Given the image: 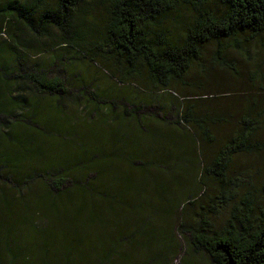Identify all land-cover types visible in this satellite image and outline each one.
<instances>
[{"label": "rangeland", "instance_id": "rangeland-1", "mask_svg": "<svg viewBox=\"0 0 264 264\" xmlns=\"http://www.w3.org/2000/svg\"><path fill=\"white\" fill-rule=\"evenodd\" d=\"M191 17L192 14L184 9L181 11L179 21L183 22ZM3 18L4 21L1 20L0 23L2 29L6 28L8 24L12 25L13 18L8 16ZM104 18L103 9L94 5L86 17V25L96 27L99 32L103 27ZM32 21L36 22V16L32 18ZM166 28L174 31L173 35L180 31L170 21L167 22ZM47 30L51 37H45L31 44L28 43L31 35L25 31L24 39L26 44L31 47L32 52L31 50L27 51V61L23 67L30 69L31 66H35L39 70H49L52 76L63 75L67 91L58 96L37 98L33 96L31 86L18 79L10 80L8 93L2 91L0 87V101L11 93L10 97L26 98V101L29 102V107L22 105L14 109L16 119L10 118L9 121L0 124V152L8 157H13L19 147L16 142H23L31 133L26 126L32 130L39 128L32 127L31 124L33 125L32 122L35 120L28 117L30 115L28 112L33 109L36 113L40 112V117H35L38 118L37 123L41 122L45 125L47 122L41 128L46 158L36 164L28 163V165L37 168L42 163L46 164V161L47 163L55 162L51 165L48 164L49 167L45 169V173H50L51 167L57 169L60 165L65 164L64 153L83 154L82 150L72 149L75 139L73 131L70 135L61 134L59 131L60 127L72 128L76 136L84 138L89 144L86 151L88 171L80 170L81 166L78 165L69 171L72 173L69 175L82 178L85 173L90 176L94 171L97 172L98 181L90 180L89 187L80 191L76 187L67 186L60 193L51 192L48 185L35 180L31 182L29 188L19 193L20 196L12 190L9 182L0 185V209L7 208L8 210H4L5 213L11 215L9 218L0 219V264H24L29 260L31 261L29 264H44V254L43 258L39 259L40 242L42 244L44 236L50 232L47 227H52L54 223H57L55 229L57 235L60 236L69 234L70 229L75 228L73 235H68L69 242L78 240L80 235L86 237L85 232H87L92 239L99 238L102 243L101 248H105V251L112 248L111 243L116 240L115 231L122 228L119 224L120 221L117 223L115 218L118 219L125 210H122L123 207L115 208L110 200L115 195L116 187L109 186L114 178H111L109 174H120L123 171V166L121 167L113 159L115 156V153L112 152L113 148L119 150V147H113V145L118 143V140L116 142L109 136L115 133V137L119 138L118 134L131 133V136L135 135L138 138L139 127L135 124L134 118L125 117L122 114L123 108L132 111V108L138 104L143 106L138 116H141V124L145 126L148 134L146 138L142 137L148 144V147L144 148L148 152L142 155L141 159L149 162L148 167L143 169L146 177L149 178L146 180L144 192L149 195L152 207H155L151 208L145 204L143 208L138 209L136 214L132 215V223L131 221L125 222L126 225L124 224L123 228L128 224L129 228L126 231L123 230V234L122 232L118 233L117 254L113 255L110 264H211L204 254L192 253L190 237L185 229L196 226L199 219L198 214L205 212L199 208L197 202L203 196L209 198L217 195L213 184H210L211 188L208 187L205 190L206 195H202L194 205L186 206L180 212L184 196L191 190L194 193L199 190L197 184L200 173V166L197 162L195 163L196 158L192 155L193 150L198 155L197 148L191 141V138H195L192 128L183 126L181 123L183 127L174 125V116L172 118L169 116V113L176 112L171 109L173 105L180 111L178 106L180 101L176 97L173 99L172 94L167 91L151 89L150 83L146 80L145 70L140 63L135 66L140 73L138 77L133 76L127 80H121L119 75H113L107 66L114 70H122L125 68L124 62H116L114 57L103 60L99 55L93 56V52L87 50L90 48L89 45H86L85 48L80 47L67 51L58 48L38 54L36 50L40 44L48 45L51 40H54V30L50 27ZM93 32L94 29L88 30L86 41L92 42L98 39L90 37ZM5 36L0 35V42L3 43L6 40L8 36ZM3 47L5 51H8L5 43ZM0 49L3 50L1 45ZM33 49H35L34 52ZM214 51V44H208L202 48L200 57L191 64L184 76L185 84L179 87V91L188 95L189 101H205V105L196 109L197 113L202 112V108L208 113L210 112L209 114L228 113L227 123L221 126H212L213 140L206 145L205 152L214 155L222 143L236 132L240 117L248 110L250 103L254 101V103L260 104L252 114L253 119L257 122L259 149L255 151L251 149V151L233 156L225 171L228 178L235 179V184L231 187L233 196L229 200V204L220 208L215 214H209V221L213 227L220 229L229 218L233 206H238V208L240 206L241 211V198L246 193H250L255 203L253 215L258 213V208H264V33L249 45H244L241 50L230 49V52L228 51L227 55H224L226 60L224 64H217L212 60ZM60 55H64V59L60 58ZM91 57H94V60H91ZM13 58L14 56L8 52L2 51L0 54V60L6 63L12 64ZM55 58L61 61L57 63ZM162 115L165 116V121L160 120ZM21 116L29 118L31 123L23 125L24 122L18 121L22 119ZM151 135L159 136L160 139L155 137L157 139L155 140ZM94 140L95 143L104 146L103 152L107 156L102 164L105 166V170L103 167H96V169L93 167L91 171L89 169L90 165L92 166L95 162L92 157ZM90 143L92 144L90 145ZM64 145L67 147L64 148ZM161 146L171 147L169 153L172 156L171 159L168 153L164 154ZM19 149L21 148L19 147ZM184 149L187 151L189 163L186 166L188 168L182 170V162L176 158ZM112 154L114 155L112 156ZM197 158L199 159V157ZM116 159L120 163V158ZM90 162L92 163L90 164ZM113 163L115 164L113 169H106L107 165ZM26 164L27 160H25ZM7 171L5 170L3 173ZM29 171L30 168H26L16 174L20 183L22 177H30ZM131 171L134 175L141 172L140 168ZM119 178L122 176L119 175ZM154 181L164 185L162 187L164 188L163 195H159L157 192L152 193L155 191L151 188ZM103 193L106 194L104 196L106 198L95 196V194ZM207 198L200 201L205 205V209L208 207ZM19 199L22 200L18 201ZM80 199L84 203L80 217V225L82 228L84 227V231L81 233L76 230ZM97 203L98 209H94ZM167 203L171 204L168 206ZM90 209L94 214L96 213L97 220L92 218L82 221ZM13 211L17 213L13 215ZM3 215L0 212V216ZM31 215L33 223L29 219ZM142 221L144 224L140 228L141 230L136 229ZM132 226H136L135 229ZM114 227L117 229L115 230ZM46 237L51 248L55 243L58 249L63 250L58 240L54 241L55 236L47 234ZM63 247L65 248V245ZM100 252L102 249L91 251V255L94 256L95 253L97 255ZM116 255L118 257H115ZM54 257L53 253L46 255L45 252V259L49 260L50 264L58 262L54 261ZM94 262L95 258L91 263Z\"/></svg>", "mask_w": 264, "mask_h": 264}, {"label": "trees", "instance_id": "trees-1", "mask_svg": "<svg viewBox=\"0 0 264 264\" xmlns=\"http://www.w3.org/2000/svg\"><path fill=\"white\" fill-rule=\"evenodd\" d=\"M94 5L100 6L105 14L103 27L100 28L99 32L96 27L86 25V17ZM184 9L189 11L192 17L180 22L181 11ZM7 16L13 18V22L12 25L8 24L4 29L0 27V35L8 36L4 40L5 42H0L3 48V50L0 49V54L2 51L8 52L14 58L12 64L0 60V87L4 92H9L10 80L18 79L29 84L33 96L37 98L66 93L67 88L63 75L52 76L49 70H39L35 66H31L30 69L23 67L27 61V51L31 50L32 52L31 47L26 44L24 39L25 31L31 35L28 40V43L31 44L45 37H51L47 30L50 27L55 33L53 35L54 40H51L48 45L40 44L36 50L38 54L58 48L67 51L68 49L85 48L86 45H89L90 48L87 50L93 52V56L99 55L103 60L114 57V61L124 62L125 68L122 70H114L105 65L113 75H119L121 80L124 81L133 76L138 77L140 73L135 66L140 63L145 70L146 80L150 83L151 89L167 91L172 94L173 99L176 97L180 101L178 105L180 111L173 105L171 109L176 112L169 113V116L171 118L174 116V125L192 128L195 138L190 136L189 138L194 142L193 146L198 151V155H196L195 150H193L192 155L196 158L195 163L197 162L200 166L197 184L199 190L196 193L191 190L189 194L184 196L185 201L183 200L180 205V212L186 206L194 205L202 195H206L205 190L208 187L211 188L210 184H213V189L217 191V195L209 198L203 196L197 202L199 208L205 212L198 214L199 219L196 226L185 229L190 237L192 253L204 254L211 264H264V208H258V213L253 215L255 203L250 193L244 194L241 198V211L240 206L239 208L238 206L232 207L229 218L222 228L215 229L209 221V214H215L220 208L229 204V200L233 196L231 187L235 184V179L225 175L233 156L251 151V149H254L252 151L259 149L260 141L256 132L257 122L253 119L252 114L260 104L254 103V101L250 103L248 110L240 117L236 132L226 142L222 143L214 155H211L212 153L205 151L206 145L213 140L212 126H221L227 123L228 113L209 114L210 112L208 113L202 107V112L197 113L196 109L205 105V101L191 102L188 95L179 91L180 85L185 84V74L191 64L198 60L204 46L214 44L215 51L212 60L217 64H224L226 61L224 55H227L230 49L241 50L244 45H249L264 33V0H0V23L4 19L3 17ZM35 16L36 22L34 23L32 18ZM168 21L180 30L176 35H173L174 31L166 28ZM90 29H94L90 37L98 38L92 42L85 39ZM4 43L8 51L4 50ZM63 57L64 55H60V58L64 59ZM90 59L94 60V57ZM55 61L59 63L61 60L55 58ZM10 95L0 101V124L9 121L10 118L16 119L14 109L18 106L26 105L29 107L26 98L10 97ZM1 96L3 97L4 94L2 93ZM142 107L141 104H138L132 108V111L127 108L122 110L125 117L134 118L135 124L139 127L138 138L135 135L131 136V133L118 134L119 138L115 137V133L109 136L115 141L118 140V143L113 145V147H119V150L113 148L112 152L115 153L113 159L118 163L119 160L116 158H120V164L123 166V171L120 174H109L111 178L114 177L109 186H115V191H118L116 194L123 197L121 204L112 201L111 203L115 208L123 207L122 210H125L118 219L115 218L117 223L120 221L119 224L122 228L114 227L118 231H115L116 240L111 243L112 248L105 251V248H101L102 243L99 238L92 239L87 232H85L86 237L80 235L78 240H70L69 242L68 235H73L75 228L70 229L69 234L60 236L57 235L55 229L57 223H54L52 227H47L50 232L44 236V242L42 244L40 242L39 259H42L44 254V264H50V261L45 259V252L46 255L54 254V261H58L56 264H110L113 255L117 254L118 233L122 232L123 234V230L126 231L129 228V224L123 228L125 222L131 221L132 223V215L136 214L138 209L143 208L145 204L151 208L155 207H152L153 204L151 205L149 201V195L144 192L146 180L149 178L146 177L143 169L148 167L149 162L141 159V156L148 152L144 149L148 147V144L143 140L144 138L142 139V137H147V130L141 124V116H138ZM34 112L35 110H30L28 117L35 120L31 126H34L35 129L36 127L39 128L32 130L26 126V124L31 123L29 118L26 119L21 116L22 119L18 121L24 122L22 124L30 130V135L23 142H16L21 149L18 147V151L14 153L13 157H8L0 152V159H3L0 160V185L9 182L12 190L19 195L22 190L29 188L31 182L35 180L48 185L51 192L60 193L67 186L76 187L80 191L89 187L90 180L98 181L97 172L94 171L91 172L90 176L85 173L82 178L69 175V173L72 174L69 171L78 165L81 166L80 170L88 171L86 151L89 144L84 138L76 136L72 128L59 126L61 128L59 131L64 135H70L73 131L72 134H74L75 139L72 149L75 151L82 150L83 154L64 153L65 164L60 165L57 169L51 167L50 173H45V169L49 167L48 164L51 165L55 162L47 163L46 161V164L42 163L37 168L28 165V163L36 164L46 158L41 128L47 122L45 121V125L41 122L37 123L40 112H35V114ZM135 113L136 115H134ZM36 116L38 118H35ZM164 117V115L160 116V120L165 121ZM36 136L37 138H35ZM151 137L155 140H157L156 138L160 139L159 136L151 135ZM65 147L67 146L64 145ZM161 147H163L164 154L170 153V146ZM103 150L104 146L97 143L92 148V157L93 160L99 161L101 168L103 167L105 170V166L102 164L105 161ZM185 150H182L179 157L176 158L182 162V170L188 168L186 166L189 163ZM169 156L171 159L172 156L170 154ZM136 159L138 160L135 161ZM25 160H27L26 165ZM95 163L90 165V171L93 167L95 169L99 167L98 165L94 166ZM114 165V163L107 165L106 169H113ZM159 166L161 167V164ZM26 168H30V177H22L20 183L16 174L26 170ZM136 168H140L141 172L134 175L131 170ZM5 170L8 171L3 173ZM119 175L122 178H119ZM141 183L144 184L141 185ZM163 186L160 182H152L151 188L155 190L152 193L157 192L159 195H163ZM99 195H101L99 198H106L104 197L105 193ZM143 195L144 198H142ZM205 197L208 199L206 209L205 205L200 202ZM110 200L112 199L110 198ZM98 203L94 209H98ZM102 203L104 205L103 201ZM170 204L167 203L168 206ZM83 207L84 203L80 199L76 218L78 221L76 230L80 233L84 231V227L82 228L80 225ZM4 210L8 209H0V212L4 214L0 216L2 220L4 217L9 218L11 216ZM91 210L85 214L86 217L82 218V221L92 218L97 220L95 218L96 213L94 214ZM16 213L13 211V215ZM29 219L33 223L32 215L29 216ZM143 224L142 221L137 227H132L140 229ZM47 234L55 236L54 241L56 242L57 239L63 250L58 249L55 243L52 244L51 248L46 237ZM89 237L90 239H88ZM99 249H102V252L97 255L95 253L94 256L91 255V251L95 252ZM35 250L37 251V249ZM94 258L95 262L91 263ZM29 262L31 263L30 260ZM29 262L26 261L24 264H29Z\"/></svg>", "mask_w": 264, "mask_h": 264}, {"label": "crops", "instance_id": "crops-1", "mask_svg": "<svg viewBox=\"0 0 264 264\" xmlns=\"http://www.w3.org/2000/svg\"><path fill=\"white\" fill-rule=\"evenodd\" d=\"M97 145V142L95 143V145L94 146H96ZM94 154L96 155V152L94 151ZM94 155V156H95ZM93 156V155H92ZM105 156V155H104ZM107 156V155H106ZM106 156H105V158H106ZM95 160V164H94V166H96L97 164H99L100 165V163H99V161H97L96 159H94ZM118 164H120L119 162H118ZM121 165V164H120ZM99 167H101V165L99 166ZM121 167H122V165H121ZM118 192V191H117ZM116 191H115V195L111 198L112 200V202H120V203H122V200H123V197L121 196V195H117L116 193H117ZM95 196H96V194H95ZM97 197H100V195L98 194L97 195Z\"/></svg>", "mask_w": 264, "mask_h": 264}]
</instances>
